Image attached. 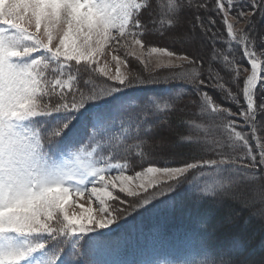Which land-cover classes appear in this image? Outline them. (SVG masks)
<instances>
[{"label":"snow or ice","instance_id":"obj_1","mask_svg":"<svg viewBox=\"0 0 264 264\" xmlns=\"http://www.w3.org/2000/svg\"><path fill=\"white\" fill-rule=\"evenodd\" d=\"M213 14L242 60L216 47L224 39ZM150 32L189 47L149 46ZM209 33L206 59L197 36L204 43ZM152 54L155 64L144 59ZM130 58L147 75L122 71ZM182 98L201 117L223 120L220 134L191 117L173 125ZM258 121L264 125V0H0V264H95L92 250L113 227L184 184L194 207L212 204L177 253L153 264H258L238 242L207 240L234 223L226 198L247 205L251 193L264 204ZM137 162L141 170L126 175ZM85 196L87 207L78 203Z\"/></svg>","mask_w":264,"mask_h":264},{"label":"rangeland","instance_id":"obj_2","mask_svg":"<svg viewBox=\"0 0 264 264\" xmlns=\"http://www.w3.org/2000/svg\"><path fill=\"white\" fill-rule=\"evenodd\" d=\"M158 2L160 3H166V0H158ZM208 3H210L212 5V2L211 1H208ZM193 17L192 16H189L187 18V21L185 22L186 26L187 27H191V21H192ZM214 19L216 20V23L215 25H213V31H217L219 32V35L223 37L224 39V43L221 44L220 41H217L216 43V47L217 48H221L223 47L225 52H231L233 51V49H235V55H236V59L237 60H242V56H243V53H242V50H240L239 48H236L235 44L233 43L231 46H229V44L227 43V41L229 40V37L226 36V31H225V26L223 25L222 23V16H221V19H217L216 16L214 17ZM237 28H239L241 25L237 24L235 25ZM200 40H201V37L197 36V47H199L201 49V51L203 52V54L205 55V58L207 59L208 57L211 56V48H212V38H211V33L208 34V37L207 38H204V43H200ZM146 41L147 43L149 44V46H155V47H167L169 48L170 50H176V49H180L182 47H189V44L188 43H185L183 46L180 44V43H173L172 40L169 38V36L167 34H165L163 37H160V35L158 33H154V32H150L147 34L146 36ZM209 48V49H208ZM159 58V54H152L151 56H148V55H145L144 56V59L146 61H151V64H155L157 59ZM109 61H110V57L108 58ZM220 64V68H219V71H220V75L224 78V81H229L231 79V76L230 74L228 73V69L224 67L222 61L221 62H218ZM243 63L246 65V61H243ZM151 64L149 65L151 67ZM109 66L112 68L113 72L115 71V63L114 62H110ZM122 71H132V72H136V73H140V74H143V75H147V73H145L143 71V65H141L139 63V61L135 60L134 58H130V65H129V68L128 69H124L122 67L121 69ZM159 71L162 75L163 74H166L168 70H157ZM149 86H152V85H149ZM158 86H163L165 87L164 85H158ZM178 90V89H177ZM181 92L184 91V89H179ZM219 102V100H218ZM179 104V103H178ZM181 105V104H180ZM224 106L225 107H228L229 106V102L228 101H225L224 102ZM189 107V108H188ZM233 107V110H235V106H232ZM192 108V109H191ZM179 112V111H178ZM177 112V113H178ZM176 113V112H175ZM191 113H195L197 115V118H196V121L197 123H201L203 124L207 129H208V134L210 136H216V135H219L220 134V128H219V125L223 124L224 121L223 120H213L210 116H203L201 117L200 116V113H199V109H196V108H193V106L189 105L187 106V109L183 108V112H181L182 116H184V119L187 120ZM236 120H237V123H242L241 119L239 117H236ZM173 125L177 124L178 121H176L175 119L172 121ZM258 127L261 128V131L258 132V135H260L261 137H264V125H262L259 121H258ZM211 128V129H210ZM237 130H240L239 128ZM246 132H250V129H245ZM201 135H204L203 132H201ZM252 143V146L253 148H255V141H251ZM139 164V163H137ZM147 163H145L143 165V167H147ZM141 170V168H136L135 171H139ZM134 172H131V173H125L126 175H134ZM189 179H191V177H189ZM207 179V177H200L199 178V182L200 183H203V181ZM179 193H184L185 195H188L187 199H184L182 200L183 203H188V209L185 211L187 214H191L193 212H196L197 215H195V220L197 217L199 216H202L204 215L205 213L204 212H200L198 209H196V207H194L190 200H189V197H190V189H189V186L187 184H184L181 186V188H179L175 193H172V194H169V195H178ZM115 194H118L121 196V198H124V199H131L129 197H126L125 194L123 193H119L118 190H115ZM251 196H248L247 195V199L251 200V201H254L252 203H249L247 205L239 202V201H233L231 199H228L227 201H229V203H226L227 206H230L232 209H233V214L235 215V220H234V223L229 225L227 228L223 229V230H219V231H216L214 235L211 236V238H218L220 240V242L218 244H216L215 246H223L224 242L229 240L231 241L232 238L231 237H228L225 233L226 232H229V230H232L231 228H234V227H240L244 230H246V228H249V223H251V221H254V222H257L256 220H260V218H264V204L263 206H261V202L259 201L258 198L254 197L251 193H249ZM168 195V196H169ZM78 203L79 204H83L85 207H87V196H85L84 198L82 199H79L78 200ZM118 203V202H117ZM261 204V205H260ZM248 205H253V206H258L260 205V208L258 210V212H251L249 213L248 215V218H249V223L245 222V223H242L241 225H239L237 222H236V217L238 215L236 214H240V212L245 209ZM93 209H95L97 207V203L95 202V200L93 199V205H92ZM69 212H76V213H79L81 211L80 208L78 207H74V206H69L68 208ZM220 212L223 211L222 209L219 210ZM207 212V210H206ZM185 213V214H186ZM260 217V218H259ZM218 219L214 220V222H212V224H214ZM256 228V232H254V229L252 228V232L253 235L255 234H260V239H261V245L258 247V249L254 250L253 252L256 254L255 258H252V259H255L257 262H260V261H264V228H260L259 229L257 228V226H259V224H254ZM223 234H225L226 236H223ZM242 254L246 257L248 256V252L247 251H242Z\"/></svg>","mask_w":264,"mask_h":264},{"label":"trees","instance_id":"obj_3","mask_svg":"<svg viewBox=\"0 0 264 264\" xmlns=\"http://www.w3.org/2000/svg\"><path fill=\"white\" fill-rule=\"evenodd\" d=\"M208 1H211L212 4H214V0H207ZM210 4V3H208ZM211 5V4H210ZM216 16L217 19H221V16H217L215 14H213V18ZM226 31V36H227V30L225 29ZM209 49V48H208ZM164 88L163 87H154L152 89H145V90H159V91H162ZM184 92V91H183ZM181 92V93H183ZM181 93H176L177 95H180ZM178 103L181 104V106L185 109H187V100L186 99H181V100H178ZM189 108V107H188ZM192 109V108H191ZM178 112V111H177ZM173 113L170 115L169 119L171 120V122L175 119L176 121H180L181 119H184V116H182L181 112L179 111L178 113ZM190 117L192 119H196L197 118V115L194 113H191ZM211 129V128H210ZM140 168L139 164H137L136 166L132 167L133 169L135 168ZM248 196H251L250 194H247ZM159 198H163V197H159ZM184 200L183 198H179L177 199L176 201L174 200L173 203H172V206L171 208L167 209L166 210V214L162 216V218L169 222H174L175 218H176V215L177 213L182 210L186 205L187 203H183ZM228 199L226 198V203H229V201H227ZM212 204V199L211 198H208L206 199L201 205L200 207L198 208L200 211H208L210 206ZM261 205V204H260ZM260 205L258 206H253V205H248L245 209H243L240 214H238V216L236 217V222L241 225L242 223H245L246 221L249 223V218H248V215L249 213L251 212H258L260 208ZM263 206V204L261 205ZM151 208H157L155 205L152 206ZM222 212L223 211H219V210H213L210 214V223L212 224V222H214V220L216 219H219V217L222 215ZM260 218V217H259ZM257 222H254V221H251V223H249V228H246V230L240 228V227H234V228H231L232 230H229V232H226L225 234L228 236V237H231L232 240L229 241H225L223 246L225 245H228L229 243L231 242H238L240 245H242V251H247L248 252V256L246 257H249V258H255L256 254L253 252L254 250L258 249V247L261 245V239H260V234H255L253 235L254 232H256V228L254 224H259V226H257V228L259 229L260 228H264V218H260V220H256ZM252 228L254 229V232H252ZM225 234H223V236H226ZM214 235V232H211L209 233L208 235V239L211 240V242L213 244H218L220 242V240L218 238H211V236ZM264 254V252H263ZM255 260V259H254ZM259 264V262H258Z\"/></svg>","mask_w":264,"mask_h":264}]
</instances>
